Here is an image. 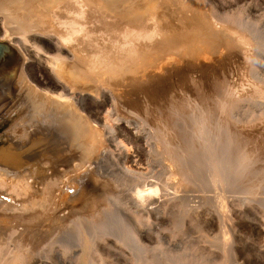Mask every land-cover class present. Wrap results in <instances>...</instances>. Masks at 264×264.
I'll list each match as a JSON object with an SVG mask.
<instances>
[{"label": "rangeland", "instance_id": "374dc122", "mask_svg": "<svg viewBox=\"0 0 264 264\" xmlns=\"http://www.w3.org/2000/svg\"><path fill=\"white\" fill-rule=\"evenodd\" d=\"M132 1L142 5V13L128 15L127 22L137 25V33L144 34L140 39L139 32L138 40L128 35L125 47L137 43L146 50L152 46L161 48L168 43L167 38L182 44L187 39L179 37L176 41V32L183 35L185 29L195 25L189 10L214 14L207 16L203 30L197 28L190 33L194 41L186 43L191 45L190 51L184 42L185 49L177 47L175 55L163 60V70L138 69L136 78L129 72L124 79L128 89L144 86L141 96L162 93V102L167 108H175L183 120V130L193 137V153L177 157L172 176L165 159L168 150L154 151L157 142L151 131L155 122L144 117L142 122L127 120V131H139L142 143L129 142L132 135L128 133L121 138L123 142L128 138L126 150L113 138L110 144L106 143L110 151L124 149L131 155L130 161L118 157L112 162L87 166L78 158L77 164L73 163L79 150L85 152L90 147L84 145L90 139H85L79 148L65 150L66 161L56 164H63L61 170L53 165L60 171L50 170L51 165L40 169L37 180L35 172L29 177L31 180L14 175L9 183V179L1 177L9 185L0 182V247L22 253L23 257L12 264H23L25 259L24 264H264V0H201L200 8L196 0L195 4L192 0ZM149 1L154 6H149ZM100 16L92 14L90 21L96 25L91 30L93 34L90 32L87 40L77 42V54L87 64H92L94 58L99 59V64L106 58L115 60L123 47L119 46L121 29L108 31L110 36L105 38L108 32L101 25ZM240 33L248 35L244 36L249 43ZM113 40L120 41L116 45L119 49ZM102 43L106 50L110 49V56H106V50L104 53ZM90 53L98 54L90 57ZM127 54L130 60L131 53ZM150 101L145 103L148 109ZM179 106L184 110H179ZM111 114L116 116L115 111ZM150 152L155 157L141 158ZM254 171L259 177L253 175ZM18 177V185L22 179L27 184L10 187ZM148 188L151 191L145 192ZM21 189L30 194L28 191L23 196ZM142 190L140 198L138 192ZM6 205L13 210H5L11 208ZM4 238L8 239L5 243Z\"/></svg>", "mask_w": 264, "mask_h": 264}, {"label": "bare ground", "instance_id": "6f19581e", "mask_svg": "<svg viewBox=\"0 0 264 264\" xmlns=\"http://www.w3.org/2000/svg\"><path fill=\"white\" fill-rule=\"evenodd\" d=\"M196 1L197 8H200L201 0ZM150 2L151 1H149L147 4L149 6L153 5L152 2ZM192 2L195 4L193 0ZM136 3V1L131 2V0H0V42L6 43L8 46H10L19 57V63L17 65L15 75L13 77L0 79V141L2 142L0 145V179L2 181L0 180V182H3L2 184H7H5L3 178L8 180L11 176L18 175L23 179L27 177L30 179L29 177L33 175L34 172L37 173V175L34 174V179L36 178L37 180L38 177L35 176H38V174L41 173L42 170L40 169L42 167L45 168V166L48 167L65 162L67 159L65 152L68 153V151L65 150L70 148L74 149L76 147L79 148V146L84 144L83 141L85 139V142L87 139H90L91 143L88 141L89 143L84 145L88 144V146L91 148L86 147L87 150L84 149L86 150L85 152L79 150V157H77L78 154L77 156L74 154L76 157L74 162L73 159L75 157L72 154L70 159L73 163L76 162L77 164L76 160L78 158L81 162L84 160L86 165L88 163L90 165L95 164V166L96 164H105L107 161L112 162V160L118 157L120 160L123 158L127 161H130L131 155L124 153V149L122 148H125L126 150V142L142 143L141 141L143 136L139 135V131L137 130L135 133L132 131H127V120H139L142 122L143 118L146 117L149 120H152L151 122L154 121L156 123V125L154 123L153 127H155L151 131L152 136L157 142L154 151L158 152L161 148H164L166 151L168 150V157L165 159L167 160L166 164L168 165V171L172 176L175 174L174 168L177 157L182 154L181 157L185 158L187 154L194 150L195 142L192 140L193 137H190L191 135L188 136L183 130V120L179 117L180 114H177V112L174 110L175 108H167V104L164 101L162 102L163 99L160 98V96H162L160 94L162 93L159 92L160 94L157 93L156 95L155 93L151 94L149 92L150 94H148V96H141L142 94L140 95V92L144 86H140L139 88L137 86H133L128 89V87H125L126 81H124V79L127 78V74L129 72H131L132 77L136 78L137 72L135 70L138 69L150 68V70H160L164 68L165 62H163V60L169 58L167 56L173 54L177 47H183L184 42L185 46H187L189 43L191 44V42H194L192 41V36H190V33H194L195 31H198V29L203 30L205 28V24L208 22L207 16H214V14L207 15L205 13H201V10H199V12L196 9L193 12L189 10L188 12L191 13V16L189 13L188 14L190 18L193 17L192 19L194 20L195 25H192V27H189V29L184 28L186 31L184 32L183 30V35L181 34V31L179 33L174 30L177 34H175L176 41L179 37L181 40L187 39L182 43L183 45H177L176 43L178 42L175 43L173 38H167L168 43H166L165 46L162 44L164 47L161 48H153L154 46H152V49L149 48L150 50H146L142 46H136L137 41H132V43L136 44H132L130 47H125V44L129 43L128 35L130 38L134 37L135 40H138V37L141 35V39L144 34L141 33V31H138L137 33V25H130L127 22V20L129 21L128 15L132 14L131 17H133L140 16L142 13V5ZM184 5L185 4H183L182 7ZM184 8L186 7L184 6ZM193 8L194 7H192V9ZM150 10L151 8L149 11ZM98 13L102 16L100 17L103 20L100 23H102V26L106 27L105 31L108 32L114 30L115 28L121 29V32L123 33L121 35H123V38L121 39L122 43L121 45L119 44V46L123 47H120V55L119 57L117 56L115 60L106 58L103 61L100 59L102 62L99 64V61H97L99 59L94 58V61L92 58V62H94L92 64H87L84 62L85 60H82L77 54L79 52L77 48V42L84 40L93 34L91 30H93V27L96 25L93 21H90V17H92V14L98 15ZM156 14L158 15V13ZM99 18L97 17V19ZM192 19L190 21H192ZM241 21L243 20L241 19ZM92 23L93 25H91ZM238 23L244 24L245 22L242 23L239 21ZM235 24L234 26H238ZM241 27L244 28L245 26L243 27V25H241ZM158 30L156 31L157 33ZM100 31L97 30L96 32ZM248 31L249 30H247V32ZM90 32L91 34H89ZM139 32L141 33L140 35ZM156 32L154 33V36L157 34ZM165 32H167V30H165ZM245 33L240 34L241 36L243 35L242 37L245 39V42L249 43V41L246 40L248 35L246 36ZM97 34L99 35V33ZM109 36L110 35L108 32V36H105V38ZM149 36L151 37L152 34ZM171 36H173V34ZM168 37L170 36L168 35ZM90 40L91 39L88 41ZM100 41L102 42V40ZM113 41L117 42H113L115 43V46L120 42H118V40ZM103 43L105 46L106 43ZM103 43L102 47H104ZM95 44H93V47ZM110 44L111 43H109V46L112 45ZM134 45L136 47L132 48L131 46ZM190 46H187L189 51L191 48ZM203 46L204 44H202L200 49L201 51L204 50ZM96 48H98V46ZM93 49L95 50V47ZM105 50L106 48L104 47V53ZM109 50L110 49L107 48L106 51L108 54L106 53V56L111 54ZM90 51L94 52L92 50ZM127 52L131 53L130 55L132 57L130 60H127L126 58V55L128 57ZM97 54L98 53H93V56L92 53H90L89 56L95 57ZM175 54L176 53H174V55ZM197 54H200V52H197ZM102 55L104 56V54ZM101 56H99V58H101ZM89 59L91 60V58ZM246 60H248V58H246ZM96 63L99 65H96ZM137 78L139 79V77ZM201 98L204 99L203 96ZM149 100L152 101L149 103L151 104V108L148 109L145 103ZM179 108V110L183 109L182 106H179ZM111 109H114L116 116L111 114L114 112H111ZM127 133L132 135L130 136L132 138L129 142L127 141L128 138L123 142L121 138ZM111 138L120 143L122 146L120 150L114 148L110 151L106 148V143L109 141L110 144V141L113 140ZM176 149H178L177 152ZM206 150H208V148ZM75 151H78V149ZM98 151L101 152L99 153ZM205 151L202 152L205 153ZM162 152L165 153L164 151ZM152 155L151 152L149 154L144 153L142 154L141 158L144 160L146 156V158L150 160ZM153 156L155 157V155ZM134 158H136V162H139L136 156H134ZM69 160L68 162L71 161ZM181 160H183V158H181ZM115 161L117 162V160ZM61 165L56 166H58V168L63 167V164ZM30 167L33 169L31 168L29 170ZM134 167H136L135 164ZM55 168L53 166V168L50 170L53 169V171H55ZM87 172L88 174H92L89 173V171ZM59 174L62 175L63 173ZM253 175H258L259 177V173L255 171ZM75 176L76 174L73 177L75 178ZM15 177L13 178L14 180ZM21 178H19L17 182L14 181V185L11 183L12 185L10 187L13 188L14 186L15 188V186H19L21 183H19V185L17 183L21 180ZM23 179L21 181V185L24 186V184H27V182ZM34 179H32V181ZM60 179H62V176ZM10 181L11 179H9L7 182L10 183ZM36 183L38 182L36 181ZM8 185L9 184H7V186ZM30 189L32 190V188ZM28 191L25 190L27 193L22 191L23 194H21L24 196V194H28ZM148 191H151V189L148 188L145 192ZM143 194V190L139 191L138 197L141 198ZM2 200L3 199H1V203ZM24 203H28V201ZM24 206L25 204L23 207ZM7 209L11 210L12 206L11 208L9 207L5 210ZM8 231L12 230L8 229ZM7 240V238L3 240L4 243ZM9 240H11V238ZM6 243L11 245V243ZM15 244V242H12L13 247H15ZM6 245L4 244V246ZM19 247L21 248V246ZM14 249L11 251L10 249H5V247H0V264H12L15 259L23 257L21 255L22 253L20 254V252H13Z\"/></svg>", "mask_w": 264, "mask_h": 264}, {"label": "water", "instance_id": "95a60500", "mask_svg": "<svg viewBox=\"0 0 264 264\" xmlns=\"http://www.w3.org/2000/svg\"><path fill=\"white\" fill-rule=\"evenodd\" d=\"M18 63L16 52L6 43L0 42V79L13 77Z\"/></svg>", "mask_w": 264, "mask_h": 264}]
</instances>
